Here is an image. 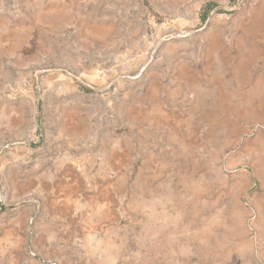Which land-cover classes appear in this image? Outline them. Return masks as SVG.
<instances>
[{"label": "rangeland", "instance_id": "obj_1", "mask_svg": "<svg viewBox=\"0 0 264 264\" xmlns=\"http://www.w3.org/2000/svg\"><path fill=\"white\" fill-rule=\"evenodd\" d=\"M0 264H264V0H0Z\"/></svg>", "mask_w": 264, "mask_h": 264}, {"label": "trees", "instance_id": "obj_2", "mask_svg": "<svg viewBox=\"0 0 264 264\" xmlns=\"http://www.w3.org/2000/svg\"><path fill=\"white\" fill-rule=\"evenodd\" d=\"M211 6H213V4L212 3H207L206 5H205V9L207 10V9H209ZM206 15H207V13L206 12H204V14H203V18L205 19V17H206Z\"/></svg>", "mask_w": 264, "mask_h": 264}, {"label": "water", "instance_id": "obj_3", "mask_svg": "<svg viewBox=\"0 0 264 264\" xmlns=\"http://www.w3.org/2000/svg\"><path fill=\"white\" fill-rule=\"evenodd\" d=\"M3 207H4V205H3Z\"/></svg>", "mask_w": 264, "mask_h": 264}]
</instances>
